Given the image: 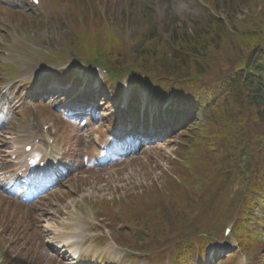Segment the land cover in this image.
Returning a JSON list of instances; mask_svg holds the SVG:
<instances>
[{
    "label": "trees",
    "instance_id": "trees-1",
    "mask_svg": "<svg viewBox=\"0 0 264 264\" xmlns=\"http://www.w3.org/2000/svg\"><path fill=\"white\" fill-rule=\"evenodd\" d=\"M260 4L262 9L258 11ZM245 6L258 12L246 18L235 41L214 42L215 33L223 28L221 23L211 21L195 42L183 37L172 52L173 58L156 66L162 75L161 90L173 91L174 100L190 105L194 117H183L186 126L179 137L177 158L171 160L172 175L166 174L169 195L154 186L158 200L149 206L142 204V215H138L135 226L128 228L124 242H141L137 246L146 250H154L157 243L158 253L165 250V242L171 243L169 249H178L175 255L179 264L202 263L206 242L195 236L187 245V239L201 226L195 213L213 204L218 208L214 223L220 224L223 216L233 220L241 245L251 251L250 264H264V241L260 239L259 222L252 217L255 201L264 193V0L236 3L238 9ZM211 28L215 33H206ZM213 43L218 56L203 51ZM92 44L102 48L101 58L113 68L129 61L121 43L106 32ZM235 46L238 48L233 50ZM93 56L90 54L89 59ZM142 66L150 69L143 70L147 80L159 76L152 61L142 60L136 69L141 72ZM199 70L216 77L195 76ZM170 75H175L173 80H169ZM218 81L221 87H217ZM213 99L225 102L220 111L211 103ZM175 225H180L177 231Z\"/></svg>",
    "mask_w": 264,
    "mask_h": 264
},
{
    "label": "rangeland",
    "instance_id": "rangeland-1",
    "mask_svg": "<svg viewBox=\"0 0 264 264\" xmlns=\"http://www.w3.org/2000/svg\"><path fill=\"white\" fill-rule=\"evenodd\" d=\"M42 1L47 7L49 0ZM96 2L99 4L100 11L105 14V18L111 20L110 29L114 32L123 31L121 35H123L126 44L137 38L138 33L130 20L133 19L134 13L138 9L137 6L140 4L152 8V12L155 11L163 23L172 16L196 18L203 14L195 0H96ZM51 9L57 11L56 8L50 6L43 14L41 10L32 9L26 5L25 0H0V57L3 58L2 61L16 64L19 71L21 70L17 76L11 79L13 83L17 82V86L11 90L10 94L8 91L0 92V167L7 163L9 154L14 150V146L10 144L12 143L11 139L17 140L27 132L28 125L22 122L32 113L30 109L33 101L26 99L18 85L19 82L26 81L28 85L38 84L42 78L35 70L48 64L50 56L55 54L56 50L61 49L71 36V31L51 14ZM18 12L26 14L24 22L10 15V13L17 15ZM116 18L129 24L122 25ZM36 20L41 21V24L37 25ZM15 28L26 30L27 36H21L20 41L13 40L7 45L6 52L9 54L7 58L4 57L6 52H2V46L5 45V31L15 30ZM139 45L140 39L135 50ZM72 56L73 51L70 49L66 56L68 62L63 64L72 63L70 60ZM81 72L83 83L86 86L80 90L84 92V95H94L96 92L93 88H87L89 77L93 72L90 69L85 70V68ZM4 84V81H0V87ZM97 84L98 81H96ZM124 85L125 81L116 80L118 90L127 95L128 91L125 90ZM77 88L78 86L75 87L74 94L77 93ZM141 95H143V102L149 105L147 90L143 89ZM56 105V101L47 104L48 110L60 112L59 108L55 107ZM150 107L152 110L156 108L152 104ZM65 109L70 110L69 105ZM110 113L111 111H109ZM113 119L114 117L109 122L111 123ZM45 120L47 124L51 122L48 119ZM106 124L108 123L105 119L96 123L97 126L100 125V129L102 127L106 129ZM83 126L84 124L78 125L75 131V135L82 138L77 139L76 146L81 149L88 147V152L86 151L80 156V158L86 156L84 160L81 159L82 166L79 163L78 165L81 167L78 171L74 170L61 185L46 192L38 203L29 205L22 201L25 195L17 198V195L5 193L1 186H5V183H9L13 177L9 174L11 171L3 173L0 168V241L5 242V248L14 256L13 259L18 257L21 259V262L16 264H33L37 259H41L43 264H74L69 261L68 257L65 258L63 252L56 253L48 248L51 240L57 241V243L69 241V251L72 253L76 250L86 255L92 253L89 263H94L98 255L106 254L105 247L97 246L98 244L95 243V239L101 235V231L96 229L90 232L87 230L88 228L75 230L76 226H73L71 228L64 227L61 232H56L57 234L53 235L51 227L62 226L59 216H64L65 212L73 207H77V210L85 215L92 216L91 205L86 204L87 200L110 201L113 196L127 195L151 187L152 184L164 185L167 182L164 173L170 170L168 157L174 153L175 139L168 142L161 141L136 156H126L124 160H116L113 164L97 166L90 162L93 153L89 154L92 145L89 137L86 139L80 135L88 134L94 129V126L93 124ZM72 138H69V142H72ZM112 146L117 147L115 144ZM74 216L75 224L79 227L82 226L77 221L76 214ZM75 235L76 237L73 238ZM41 239L46 240L47 244H41ZM85 240H87L86 243H84ZM106 242V244H111L109 238ZM218 248L221 250L224 247L218 246ZM107 257L109 259L107 264L120 263L116 260L115 253H110ZM137 264L143 263L138 262Z\"/></svg>",
    "mask_w": 264,
    "mask_h": 264
}]
</instances>
